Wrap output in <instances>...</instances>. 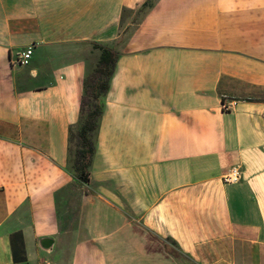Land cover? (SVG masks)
I'll list each match as a JSON object with an SVG mask.
<instances>
[{"label": "crops", "instance_id": "1", "mask_svg": "<svg viewBox=\"0 0 264 264\" xmlns=\"http://www.w3.org/2000/svg\"><path fill=\"white\" fill-rule=\"evenodd\" d=\"M143 1L0 0V264H264V0H156L69 165L91 44Z\"/></svg>", "mask_w": 264, "mask_h": 264}, {"label": "trees", "instance_id": "2", "mask_svg": "<svg viewBox=\"0 0 264 264\" xmlns=\"http://www.w3.org/2000/svg\"><path fill=\"white\" fill-rule=\"evenodd\" d=\"M155 1L144 0L135 9H123L121 25L126 13H134L126 27H124V29H129L125 38L119 34L109 46L98 43L91 44L92 48L97 50V53L93 59V64L89 69L87 68L83 76L76 130L74 132L69 131V165L79 181L86 182L88 180V168L94 151L98 120L102 112L109 80L113 74L115 61L120 54L119 46L127 41ZM165 248L167 251H171V248L166 244Z\"/></svg>", "mask_w": 264, "mask_h": 264}, {"label": "built area", "instance_id": "3", "mask_svg": "<svg viewBox=\"0 0 264 264\" xmlns=\"http://www.w3.org/2000/svg\"><path fill=\"white\" fill-rule=\"evenodd\" d=\"M30 53H31V49H30V47H27L25 50H23L22 52L19 53V55L16 59V62L18 64H23V65L27 64ZM223 108L228 109L229 105H223ZM239 172L240 171H239L238 166H236V165L231 166L228 169V171L224 175H222L221 179L225 183L235 182L239 178Z\"/></svg>", "mask_w": 264, "mask_h": 264}, {"label": "rangeland", "instance_id": "4", "mask_svg": "<svg viewBox=\"0 0 264 264\" xmlns=\"http://www.w3.org/2000/svg\"><path fill=\"white\" fill-rule=\"evenodd\" d=\"M134 15V13H132V12H128V13H126V15H124V21H123V23H122V25H121V30H120V34L122 35V37L123 38H125L126 36H127V33H128V31H129V29H124V27H126V25L128 24V22L130 21V19H131V17ZM130 27V26H129ZM112 44V43H111ZM110 44V45H111ZM93 60H91V63L93 64V62H92ZM91 64V65H92ZM91 65H90V67H91ZM34 249V248H33ZM55 250H56V246L54 245V247H53V250L51 251V253L50 254H46V253H44V252H41V251H39V255H40V257H44V258H46V259H53V257L55 256ZM29 264H33V261H29Z\"/></svg>", "mask_w": 264, "mask_h": 264}, {"label": "water", "instance_id": "5", "mask_svg": "<svg viewBox=\"0 0 264 264\" xmlns=\"http://www.w3.org/2000/svg\"><path fill=\"white\" fill-rule=\"evenodd\" d=\"M53 240L50 237H41L38 241V245L41 249L49 250L51 249Z\"/></svg>", "mask_w": 264, "mask_h": 264}]
</instances>
